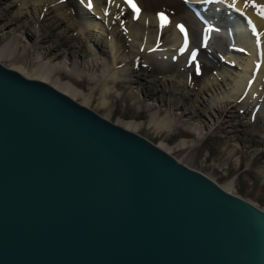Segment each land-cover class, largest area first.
I'll return each mask as SVG.
<instances>
[{
	"label": "water",
	"instance_id": "water-1",
	"mask_svg": "<svg viewBox=\"0 0 264 264\" xmlns=\"http://www.w3.org/2000/svg\"><path fill=\"white\" fill-rule=\"evenodd\" d=\"M0 264H264V208L0 61Z\"/></svg>",
	"mask_w": 264,
	"mask_h": 264
},
{
	"label": "bare ground",
	"instance_id": "bare-ground-1",
	"mask_svg": "<svg viewBox=\"0 0 264 264\" xmlns=\"http://www.w3.org/2000/svg\"><path fill=\"white\" fill-rule=\"evenodd\" d=\"M2 1L6 7L12 8L11 15L19 24L25 26V24L29 23L31 20L43 18L42 21H44L48 19L55 25L56 31L65 36L68 41L70 40L78 43L86 41L89 43L92 50L98 54L97 58H94L93 62L89 63V66L86 67L88 70H94L95 73H86L87 71L80 69L79 58L74 59V65H68L66 64V60H64L63 64L65 67L69 66L66 71H69L71 76L74 75V79H63L61 75H59L55 79L54 84L50 83L56 89L67 94L81 104L89 106V101H92L94 94L99 93L98 105L109 111L111 97L118 89L117 82L122 79L128 80L133 68L139 67L140 73L147 80L157 79V83L160 87L166 84L172 86L176 90L179 89L183 93H187L191 98V107L193 110L209 111L214 109L221 111L226 106L234 107L240 124L243 125V129L255 135H259L260 138H264V119L261 120L262 109L264 107V35L260 36V53L259 45L255 37L256 31L253 32V30L248 27L246 24V16L255 22L258 33H264V18L257 15L255 8L251 6L245 7L244 0H236L235 7L231 6L233 0H228L230 2L228 8L226 9L223 7V10L227 11H224L225 15L222 16L221 19L223 21L227 18L231 21V24L227 27V32H233L234 39L231 46H228V49L223 53L225 63H222V69L212 68L211 72H208L203 82H201L198 87L191 84L189 81L190 79L188 80L187 74L184 71L185 68L188 69L190 59L188 58L187 51L181 52V40L184 38V35L177 28V25L181 24L182 21L178 20L177 16V20H174V15H179L180 17L184 16L190 22L187 27V33L188 36H191L192 43H196L198 36L197 24H199L201 20L196 16L194 19L193 15H191L192 13L189 14V16L187 12L183 13L184 10L182 9L189 7L186 3H181V0H144V5L137 0V5L141 10L139 18L134 19L135 13L133 12L127 25H124L121 20L122 15L129 9V5L126 4L124 0H113L112 3H109V11L107 14V10L105 11L107 6L103 3V0H91V8L88 7L89 0H80L78 2L80 4L76 10L65 6L66 1L61 2V0ZM199 1H201L200 4L202 5L208 2L206 0ZM256 2L264 4V0H256ZM157 3H161L163 8L152 11L153 5ZM117 5H119V7ZM213 10L217 15L215 26L214 23L211 22V24L209 22H203V24H201L202 26L205 23L210 24L208 30L209 36L219 28V25H216V23L222 22L218 18L219 10L217 7ZM42 12L43 14L41 15ZM159 13H164L168 21H170L164 28L160 27V20L158 18ZM117 17H119V19H117ZM122 24L123 27H121ZM216 26H218V28ZM125 28L127 29V34H125ZM225 38L227 39L226 36ZM18 44L19 42L14 43L12 39L6 40L0 44V61L2 63L1 57L12 55ZM201 44L202 47L201 50L199 49L196 59L200 58L199 56H201L200 53L202 50H206V53H210L207 45H205L204 42H201ZM126 47L128 49H126ZM101 57L104 59L101 60ZM257 61H261V64L257 72H255L254 68ZM10 68L19 71L26 77L37 78L46 82L48 81L45 80V78L54 71L53 66H43L40 61L34 62L30 68H27L23 64ZM34 73L39 76H32ZM86 74L90 75V78ZM84 77H88L90 80L88 82L91 84L89 91H86V88L81 87V85L77 83L83 81L85 79ZM252 77L254 80L252 83H249ZM80 96L83 98L82 101L78 100ZM258 104L261 105H259V108H257L258 110L255 111ZM139 105L144 106L145 103H139ZM171 108H167L164 112L161 111L160 107L156 109L151 108L149 111V123L152 124L157 131H161L164 128L173 129L174 125L181 122L185 124L188 129H194L193 132H195V135L193 137H188L182 134L174 143L170 142L168 140L169 138L167 139L166 136L161 137L158 142H155L159 147L170 153L173 149L177 150L178 148L196 144L198 137H200V132H202L197 125L191 126L189 123L179 119L175 115L176 112L174 113ZM136 117L122 118L114 122L127 129L136 131V127L141 123V120ZM257 120L261 122L258 123L256 122ZM233 181L234 179L230 183H233ZM224 188L230 190L226 187Z\"/></svg>",
	"mask_w": 264,
	"mask_h": 264
},
{
	"label": "rangeland",
	"instance_id": "rangeland-1",
	"mask_svg": "<svg viewBox=\"0 0 264 264\" xmlns=\"http://www.w3.org/2000/svg\"><path fill=\"white\" fill-rule=\"evenodd\" d=\"M63 1H66L65 6L73 10H76L80 4L78 3L80 0ZM139 1L144 5V0ZM180 2L185 3L183 0ZM103 3L108 7L110 2L109 0H103ZM157 4L153 5L152 11L163 8L161 3ZM213 6L219 10L218 15L220 17L218 16V18L222 21L221 17L225 15L226 11L219 7L218 3H215ZM107 7L105 11L107 10L106 12L108 13ZM186 8L182 9L185 11L183 13L187 12L189 16L192 12L189 8L187 10ZM11 12L12 8L6 7L3 1L0 0V44L9 39H12L14 43L19 42L12 55L3 56L5 58L1 57L3 63L7 66L15 67L16 65L23 64L27 68H30L37 61H40L43 66H53V73L45 78L51 84L55 83V79L59 75L63 79H74V75L71 76L70 72L66 71L69 66L65 67L63 64L64 60H66V64L74 65V59L79 58L80 69H84L87 71L86 73H95L94 70L86 69L89 63L93 62L94 58L98 56L88 42L78 43L68 41L65 36L56 31L55 25L48 19L44 21H42L43 18L39 19L40 21L35 19L25 24V26L21 25L12 17ZM132 15L133 11L130 8L122 15L121 20L124 25L129 23V18ZM191 15H193L194 19L196 18L193 13ZM174 16V20H177L178 17V20L186 22L189 25L190 22L184 16ZM201 24L203 22L197 24L198 36L196 42H199L200 39L199 31L201 30ZM216 25H219V28L216 26L219 30L217 29L218 32H213L216 36L213 34L211 39L214 40H211L207 45L210 53L202 50L200 53L201 56H199L203 70L196 72L192 67L193 63L189 64L188 69H184L188 80L190 79L191 84H194L193 86L198 87L208 72H211L212 68L222 69L225 63L223 53L231 45L232 40L223 24L217 22ZM126 49L128 48L126 47ZM102 59L104 58L101 57ZM140 72V68L135 67L131 71L128 80L122 79L117 82L118 89L111 97L109 111L98 105L99 93L94 94V98L92 101H89L90 103L88 105L112 121L137 116L136 118L141 120L142 124L140 123L136 127V131L154 142H158L161 137L165 136L172 143L176 142L182 134L193 137L195 135V132H193L194 129H188L181 122L176 124L178 126L174 125L173 129L164 128L165 130L162 129L161 131H157L149 123V111L151 108L156 109L160 107L161 111L164 112L167 108L172 107L171 109L174 113L176 112L175 115L179 119L189 123L191 126L197 125L202 132H200V137H198L196 144L178 148L177 150L173 149L171 153L185 164L205 172L221 186L230 189L231 192L242 195L254 204L264 208V138H260L259 135L243 129V125L240 124L234 107L226 106L221 111L214 109L209 111L193 110L191 107V98L187 93H183L181 90H176L166 84L160 87L157 79L147 80ZM86 75L90 78V75ZM32 76L39 75L34 73ZM88 77H84L85 79L83 81L77 82L81 87L86 88V91H89L91 86L88 83L90 81ZM78 100L82 101L83 98L80 96ZM139 103H145V107L140 106ZM259 105L261 104H258L255 111L258 110ZM263 113L264 107L262 109L261 120L264 119ZM256 122L260 123L261 121L257 120ZM233 179V183H230Z\"/></svg>",
	"mask_w": 264,
	"mask_h": 264
},
{
	"label": "snow or ice",
	"instance_id": "snow-or-ice-1",
	"mask_svg": "<svg viewBox=\"0 0 264 264\" xmlns=\"http://www.w3.org/2000/svg\"><path fill=\"white\" fill-rule=\"evenodd\" d=\"M61 2H63V0H61ZM110 3L113 2V0H109ZM124 2L126 4L129 5V7L133 10V12L135 13L134 15V19H138L139 18V14H140V8L138 7V5L135 3V0H124ZM236 5V0H233V3H232V7H235ZM119 7V5H117ZM244 6L245 7H253L256 9L257 11V15L261 16L262 18H264V4H260V3H257L256 0H244ZM88 7L91 8L92 7V3H91V0H89V3H88ZM107 14V12H106ZM158 18L160 20V27L161 28H164L165 26H167V24L170 22L168 21V18L165 16L164 13H159L158 14ZM117 19H119V17H117ZM249 23H251L249 21ZM121 27H123V24L121 25ZM177 28L180 30L181 33H183L184 35V46L183 48L181 49V52H183L184 50L187 49V46H188V33H187V29L184 27L183 24H178L177 25ZM252 30L253 32L256 31L255 29V25L253 24L252 25ZM125 31V34H127V29L125 28L124 29ZM257 35V43L259 44L260 43V40H259V37L261 35H264V33H256ZM196 59V52L193 51L192 53V56H191V59L189 61V63H191L192 61H194ZM197 71L199 72V64H197Z\"/></svg>",
	"mask_w": 264,
	"mask_h": 264
}]
</instances>
